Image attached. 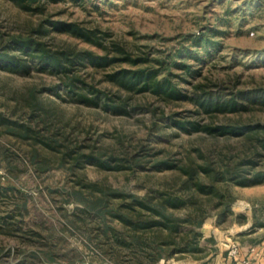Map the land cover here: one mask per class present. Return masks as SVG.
<instances>
[{
    "label": "rangeland",
    "instance_id": "1",
    "mask_svg": "<svg viewBox=\"0 0 264 264\" xmlns=\"http://www.w3.org/2000/svg\"><path fill=\"white\" fill-rule=\"evenodd\" d=\"M0 52V264H237L264 233V0H0ZM206 167L223 198L187 187ZM149 195L187 229L138 227Z\"/></svg>",
    "mask_w": 264,
    "mask_h": 264
},
{
    "label": "trees",
    "instance_id": "2",
    "mask_svg": "<svg viewBox=\"0 0 264 264\" xmlns=\"http://www.w3.org/2000/svg\"><path fill=\"white\" fill-rule=\"evenodd\" d=\"M16 1H26V0H16ZM65 30L74 33L77 36H80L81 38H84L87 41L93 42V43H98L97 39H98V31L97 30H84L82 28H79L77 25L74 24H66V26H64ZM15 44L17 45V47L22 48L24 51L26 52H31V51H41V55L43 56V58L46 61H49L50 63H52L51 61H53L55 64H53L55 67L60 68V69H65L66 65L65 63L62 61V59H66L68 63H74L76 60H79L81 58L82 55V60H88V61H92V62H96V59L100 60H105L107 59L106 56H96L94 57L91 53H84V54H78L75 55L74 53H68L66 52L63 56L61 55H57V54H53L51 52H47L41 48L38 47V44L35 43L34 41H31V38L28 39H17L14 41ZM13 58H7V54H4L2 52H0V60H4L6 62H9V60L11 61ZM118 59L115 58L112 61H117ZM102 61H100L99 63H102ZM48 62V63H49ZM111 62V61H108ZM105 63V62H104ZM16 65L19 64V62H15ZM166 166L168 164H165ZM168 167V166H167ZM204 169V173H206V175H208V177L210 178L211 182L208 183L206 182L204 179H200L199 181L194 182L193 184L188 185V188H192L195 187V192L194 195L201 193L204 195H214L217 196L219 198H223L224 193H222V190L219 189L216 184L219 182H223L225 180V178L227 177V174H224L222 172H219L217 170H213L210 167H206L203 168ZM228 173H230V178L229 179H235L233 177H239V176H235L236 174H233L232 171H227ZM185 173L188 175V178L185 182H191V180L194 179V172L190 171V170H186ZM227 179V178H226ZM154 199V196L149 195V196H145L143 198H134L133 202L131 203L132 206H138L141 209H144L146 211H150L153 219L148 221V222H144L142 224H140L138 227L141 228H149V227H157L160 228L161 230H164L165 232L172 234V233H179L181 231L186 230L187 228H183V226H180V224H174L175 219H173L171 216H168L165 213V210H167L168 208H177L181 205V202H177V200H171L169 198L162 200L161 202H156V204H154V206H152V201ZM231 203V199H228L224 204L225 211H228L229 205ZM222 203H220L219 205H221ZM134 208V207H132ZM122 217V216H121ZM187 223L192 224V226H190L191 228L189 229V232L193 234L191 241L187 242L186 244H184L179 251L181 252H188V251H196L199 249L200 246V239L202 237L201 232H199L198 228L203 224L204 221V216L201 210H196L195 212H191L189 214V217L187 218Z\"/></svg>",
    "mask_w": 264,
    "mask_h": 264
},
{
    "label": "crops",
    "instance_id": "3",
    "mask_svg": "<svg viewBox=\"0 0 264 264\" xmlns=\"http://www.w3.org/2000/svg\"><path fill=\"white\" fill-rule=\"evenodd\" d=\"M237 239H238L237 242L240 245L239 254L235 258L236 259L235 261L237 264H241L242 259L250 256V248L253 247L252 245L256 244V246H260L261 248L263 246V249H264V233L261 234V232H257L253 236H250V238L243 235V236L237 237ZM229 263L230 262H228L227 264Z\"/></svg>",
    "mask_w": 264,
    "mask_h": 264
},
{
    "label": "built area",
    "instance_id": "4",
    "mask_svg": "<svg viewBox=\"0 0 264 264\" xmlns=\"http://www.w3.org/2000/svg\"><path fill=\"white\" fill-rule=\"evenodd\" d=\"M230 256L237 257L239 254V247L233 244L229 251ZM264 262V249L260 246H253L250 248V256L241 260V264H263Z\"/></svg>",
    "mask_w": 264,
    "mask_h": 264
}]
</instances>
